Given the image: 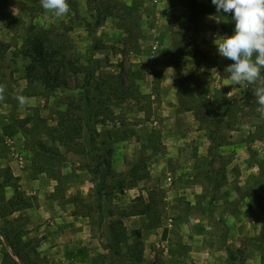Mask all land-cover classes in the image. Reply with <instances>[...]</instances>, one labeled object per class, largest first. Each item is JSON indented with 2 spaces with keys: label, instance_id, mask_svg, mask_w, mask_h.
Masks as SVG:
<instances>
[{
  "label": "rangeland",
  "instance_id": "374dc122",
  "mask_svg": "<svg viewBox=\"0 0 264 264\" xmlns=\"http://www.w3.org/2000/svg\"><path fill=\"white\" fill-rule=\"evenodd\" d=\"M68 2L53 19L40 0H0V206L18 202L0 229L20 225L35 264H264V109L254 85L224 86L232 61L214 43L234 34L231 14L211 0ZM29 40L65 58L59 89L27 86ZM66 117L82 128L70 145L51 137ZM13 118L27 121L8 135Z\"/></svg>",
  "mask_w": 264,
  "mask_h": 264
},
{
  "label": "clouds",
  "instance_id": "9594fccd",
  "mask_svg": "<svg viewBox=\"0 0 264 264\" xmlns=\"http://www.w3.org/2000/svg\"><path fill=\"white\" fill-rule=\"evenodd\" d=\"M217 12L231 14L234 34L214 40L220 56L231 60L224 72V86L254 85L253 95L264 109V0H211ZM50 18L60 19L71 12L68 0H40ZM216 72V69H213ZM212 70V71H213ZM7 85L0 83V102L5 101ZM21 106L29 104L23 95L14 97Z\"/></svg>",
  "mask_w": 264,
  "mask_h": 264
},
{
  "label": "trees",
  "instance_id": "16d2710c",
  "mask_svg": "<svg viewBox=\"0 0 264 264\" xmlns=\"http://www.w3.org/2000/svg\"><path fill=\"white\" fill-rule=\"evenodd\" d=\"M27 47L28 51L26 53L23 52V56L27 57L29 61L24 67L27 86L30 87L35 83H39L44 90L49 92L59 89L61 80L59 77L58 67H63L61 62H63L65 58L61 57V60H57V56L60 53L56 49L54 43H49L44 47L38 44L37 41L32 40L29 42ZM67 63L70 64V62ZM92 77L93 75H90L89 79H92ZM62 84L65 86V83ZM82 100V110L87 116H90L93 99L90 98L88 90H85ZM26 121V119L18 120L17 118H13L11 120L12 125L8 124L5 126L3 132H7L8 135H14L17 133L16 128H24ZM78 125V120L77 122H74L70 119H67V117L62 118L58 127L56 129H51V137H57L55 134L56 132L60 143H64L66 145L73 144L75 137L78 136L82 130L81 125ZM39 146L42 150L39 152L41 153L40 155L42 159L45 160V157H47L46 155H53L52 149L47 148L44 145ZM98 165L100 166V164ZM17 207L18 202L16 203L11 201L3 204L0 206L1 217L5 218L9 214L16 211L14 209ZM146 212L143 210L140 213L145 214ZM14 222V220L8 222V230L0 229V254L2 255L3 264H35V260H33L32 257L38 258V254L33 246V240H23L24 233L22 232L20 225H13ZM125 233L126 229L119 221L116 222L114 226L109 228L111 239H115L114 242H112L114 245L112 244L108 246L109 251L112 252L119 249V244L122 242ZM228 253L229 258H232L231 253ZM30 254L32 255L31 258Z\"/></svg>",
  "mask_w": 264,
  "mask_h": 264
},
{
  "label": "crops",
  "instance_id": "0c3cea01",
  "mask_svg": "<svg viewBox=\"0 0 264 264\" xmlns=\"http://www.w3.org/2000/svg\"><path fill=\"white\" fill-rule=\"evenodd\" d=\"M69 249V248H68ZM66 250V249H65ZM70 251V250H69ZM165 255H166V252L164 253ZM71 257H73V258H75L76 259V257H77V255L76 254H74L73 256H71ZM74 260V259H73ZM77 260V259H76Z\"/></svg>",
  "mask_w": 264,
  "mask_h": 264
},
{
  "label": "built area",
  "instance_id": "2783aa9c",
  "mask_svg": "<svg viewBox=\"0 0 264 264\" xmlns=\"http://www.w3.org/2000/svg\"><path fill=\"white\" fill-rule=\"evenodd\" d=\"M168 180L170 181V178H168ZM169 221H171V219H169Z\"/></svg>",
  "mask_w": 264,
  "mask_h": 264
}]
</instances>
